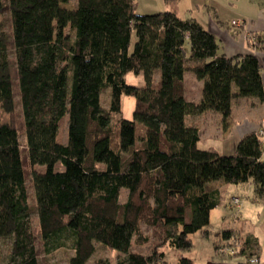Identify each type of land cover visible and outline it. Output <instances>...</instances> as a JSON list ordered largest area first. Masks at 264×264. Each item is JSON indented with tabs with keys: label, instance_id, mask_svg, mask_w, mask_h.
<instances>
[{
	"label": "trees",
	"instance_id": "trees-1",
	"mask_svg": "<svg viewBox=\"0 0 264 264\" xmlns=\"http://www.w3.org/2000/svg\"><path fill=\"white\" fill-rule=\"evenodd\" d=\"M76 1L0 0L8 15L0 18V244L8 247L0 264H41L58 248L71 250L69 264H169L164 247L192 246L188 236L209 224L222 182L252 181L264 200L259 129L221 155L199 148L192 119L211 110L225 123L233 100L264 101L259 59L219 54L211 32L169 9ZM128 71L142 72L145 87L127 84ZM185 72L203 80L199 102L186 98ZM124 93L135 98L133 117L113 121ZM238 248L245 259L236 264H263L255 243ZM176 264L193 261L180 255Z\"/></svg>",
	"mask_w": 264,
	"mask_h": 264
},
{
	"label": "rangeland",
	"instance_id": "rangeland-1",
	"mask_svg": "<svg viewBox=\"0 0 264 264\" xmlns=\"http://www.w3.org/2000/svg\"><path fill=\"white\" fill-rule=\"evenodd\" d=\"M67 1L68 6H74L77 2L76 0ZM229 12L230 11H227L226 14H229ZM7 17L8 15L0 16L2 19ZM230 26L236 27L231 24V22ZM134 41L135 35L133 34L130 50L133 49ZM184 48L185 51L189 53V45L186 44ZM154 75L156 76H154L156 78L155 81H157L159 75ZM124 76L127 84L133 86L136 85L141 88L145 87L146 79L142 72L135 73L128 71ZM184 82L187 89L186 98L189 100H198L202 96L201 88L204 84L203 80L197 79L191 72H185ZM110 90L111 89L109 88V91ZM103 97L107 98V95L104 94ZM121 98V112L114 113L112 118L113 121L119 116L124 119H132L133 117L135 105L134 96L124 93ZM235 101L236 99L233 100L232 103ZM250 103H252L251 99ZM250 110L252 111V109ZM234 111L239 115L233 116L232 119L239 120L241 111L236 108H234ZM215 113L208 115L211 121L210 126L213 127L212 131L210 132L211 127L208 126L209 132H202V140L199 141L198 146L201 149H216L221 155H231L235 153V148L232 146L233 142L235 141L234 146L236 147L238 139L240 138L237 134L238 129L236 127V130L232 131L230 134L224 133L222 116L218 112ZM67 118L68 116L66 115L62 122L63 141H66L68 137ZM22 138L23 137L20 136V139ZM20 147L23 149L21 157L23 158V168L25 169L27 183L30 186L28 191L31 193L30 197L32 200V175L30 174L32 169L29 158L26 154V149L24 150L23 143L20 144ZM32 167L38 172L46 170V166L41 164ZM54 168L57 171H62V169H64L63 164L60 162L55 164ZM219 190V202L217 206L210 210L209 224L204 226L202 229L203 231H197L188 236L192 239V246L182 250L177 248L173 249L169 246L164 247V251H166L165 259L169 264H176L178 256L180 255L188 256L193 261V264H236L245 258L243 254H234L233 250L236 249V247L242 246V244L246 242L253 244L257 240L259 241V245L256 244V246L260 248L259 258H261V262L264 264V200H261L256 196L252 181L239 183L222 182L219 185ZM125 191L126 190L123 189L119 196L120 201L122 202L125 201L126 198L124 194ZM235 198L238 200L239 204H234ZM216 245H218L219 249H216ZM0 247L1 253L5 255L8 249L6 243L1 242ZM220 247L227 248V251L223 253L220 250ZM143 249L144 247L139 248V250ZM69 254H71V250L67 248L54 249V251L46 253L43 258L44 261H42L41 264H69L67 260ZM115 254L114 251H108L109 257L111 256L113 258Z\"/></svg>",
	"mask_w": 264,
	"mask_h": 264
},
{
	"label": "crops",
	"instance_id": "crops-1",
	"mask_svg": "<svg viewBox=\"0 0 264 264\" xmlns=\"http://www.w3.org/2000/svg\"><path fill=\"white\" fill-rule=\"evenodd\" d=\"M134 1L139 14H151L169 9L182 19H195L218 39L219 54L223 53L230 57L244 53L256 54L260 62L261 76L264 83V0H175L172 3L166 0ZM227 11H230L229 14H226ZM236 19L244 21L242 27L230 26V22ZM254 34L262 42L259 46L251 40L254 39V37H251ZM250 99L252 103H250ZM200 100L201 97L195 101L199 102ZM231 104V116L224 123V133L230 134L237 127L238 137L241 138L250 131L258 129L264 130V101L259 102L255 98H246L236 99ZM234 108L241 111L239 120L232 119L233 116L239 115L237 112L235 113ZM214 113V111L206 110L192 117L201 128L200 140H202V132L208 131V126L211 124L208 115ZM212 129L213 127H211L210 132ZM234 142L232 144L233 148H235ZM255 244L259 245V241L257 240ZM238 249L236 247L234 253ZM257 251L260 252L259 247H257Z\"/></svg>",
	"mask_w": 264,
	"mask_h": 264
},
{
	"label": "built area",
	"instance_id": "built-area-1",
	"mask_svg": "<svg viewBox=\"0 0 264 264\" xmlns=\"http://www.w3.org/2000/svg\"><path fill=\"white\" fill-rule=\"evenodd\" d=\"M243 23H244V21L242 20H232L231 21V24H233V25H235L236 27H242L243 26ZM251 40H253V39H251ZM259 133L262 135V136H264V130L263 129H259ZM234 204H239L238 203V200L235 198L234 199ZM221 249V251L223 252V253H225L226 251H227V248H224V247H220ZM253 261H256V258H253L252 259V262Z\"/></svg>",
	"mask_w": 264,
	"mask_h": 264
}]
</instances>
